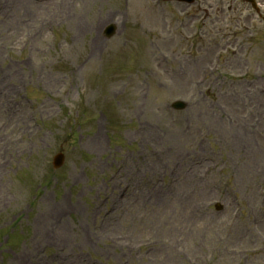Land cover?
Here are the masks:
<instances>
[{"label": "rangeland", "instance_id": "obj_1", "mask_svg": "<svg viewBox=\"0 0 264 264\" xmlns=\"http://www.w3.org/2000/svg\"><path fill=\"white\" fill-rule=\"evenodd\" d=\"M27 1L0 0V264H264L263 19Z\"/></svg>", "mask_w": 264, "mask_h": 264}, {"label": "bare ground", "instance_id": "obj_2", "mask_svg": "<svg viewBox=\"0 0 264 264\" xmlns=\"http://www.w3.org/2000/svg\"><path fill=\"white\" fill-rule=\"evenodd\" d=\"M21 2H24V0H20ZM28 2V4H30L31 3V5L33 6V7H36V8H38V10H42L43 8H45V7H47V6H50V5H52V2H54V1H52V0H47L46 2H40V3H34V2H30V1H27ZM64 2H65V4H66V0H64ZM67 5L66 6H64V10H68L67 8ZM37 12V11H36ZM37 14H39V12H37ZM76 22L74 23V25H75V31H76V35H75V38H74V42L75 43H78V39H77V35L78 34H81V33H83V32H87V31H89L91 28H92V26H89V25H86V24H84L83 22H78L79 20L78 19H76L75 20ZM41 32V31H40ZM39 32V33H40ZM38 33V34H39ZM76 39H77V41H76ZM98 40H96V39H92L91 41H90V43H89V46H90V49L91 50H95L96 48H97V45H98ZM94 55V54H93ZM92 54L89 56V58H90V63H93L94 64V62H95V59H94V56H93ZM89 60V59H88ZM88 60H86L85 61V63H87L88 62ZM140 90V89H139ZM1 111V110H0ZM16 116V112L14 113V114H11L9 117L10 118H13V117H15ZM261 119L264 121V112L262 113V117H261ZM244 125V124H243ZM237 131H238V133H237V137L238 138H244V139H247V134H246V132L245 131H241L240 129H236ZM155 163L156 162H153L152 164H154L155 165ZM187 179L188 180H190V177H189V175L187 176Z\"/></svg>", "mask_w": 264, "mask_h": 264}]
</instances>
